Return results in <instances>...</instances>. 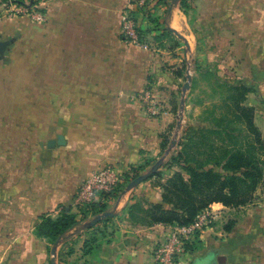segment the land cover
Segmentation results:
<instances>
[{
	"label": "crops",
	"instance_id": "1",
	"mask_svg": "<svg viewBox=\"0 0 264 264\" xmlns=\"http://www.w3.org/2000/svg\"><path fill=\"white\" fill-rule=\"evenodd\" d=\"M39 2L44 19L25 29L24 110L2 109L0 117L55 119L56 137L61 135L64 143L48 148L50 138L42 144L16 141L8 146V159L0 162V173L8 175L9 194L17 198L16 219L9 230L14 231V243L24 248V252L20 251L24 260L18 259V264H48L46 243L33 234L32 228L41 213L56 211L59 204H70L59 200L62 195L53 186L54 181L81 182L91 170L104 165L130 173L132 167L152 163L160 156L162 140L171 131L176 113L177 91L171 93L165 87L175 89L183 67L180 47L168 50L158 42L153 46L148 41L154 35L152 30L144 37L151 45L148 49L120 37V13L128 0ZM152 5V11L160 14L162 4ZM4 13L2 10L0 14ZM26 16L1 17L0 40L14 33V23L26 21ZM141 26L149 25L142 20ZM168 27L181 31L182 38H177L187 42L189 51V33L193 37L195 34L180 9L170 16ZM249 32L250 37L264 39L261 24ZM258 58L254 56V64ZM162 60L169 61L165 65ZM148 86L152 87V95L165 100L166 111L158 116L149 115L138 99ZM50 123L53 126L54 122ZM5 128L11 135L18 133L17 129L31 134L26 125ZM2 129L0 126V133ZM34 145L40 154L36 159L27 153L29 146ZM54 154L56 175L49 179L45 167ZM145 183L133 191L123 189L116 198L108 200L114 211L106 222L107 227L112 226L111 241L95 254H80L87 233L78 238L80 232L74 231L62 241L71 245L76 242L72 246L74 253L78 251V264H155V244L171 225H142L126 213L132 199H160L161 188ZM211 206H220L221 214L234 212L233 221L220 215L199 233L197 244L181 254L175 264H264V206ZM228 223L231 227L225 231Z\"/></svg>",
	"mask_w": 264,
	"mask_h": 264
},
{
	"label": "rangeland",
	"instance_id": "2",
	"mask_svg": "<svg viewBox=\"0 0 264 264\" xmlns=\"http://www.w3.org/2000/svg\"><path fill=\"white\" fill-rule=\"evenodd\" d=\"M5 1L6 0H0V13L2 10L5 11L3 15L0 14V18L3 16L17 17L23 15H27L29 17L26 16L27 19L24 22H15L12 26L14 33L8 35L5 39L10 40L11 43L6 49L5 56L0 59V110L23 111V48L25 29L27 28L26 25L31 24L32 22H37V20H34L30 16L29 12L24 11L23 7L25 6L30 7V9L39 10L42 6H40V0H33V2L36 3L34 6H32L31 0H10L12 7L15 6L22 8L21 11L16 12L15 9L10 10L11 6L2 5ZM154 1L158 0H151L152 3H155ZM187 2L188 8L186 9V15L184 14V16L188 21L192 32H194L195 37L189 33L190 36L188 39L191 42V46L188 51L186 50L184 42L178 39L177 36L170 31L171 35L175 37V39L179 40V45L177 47H180L179 50L181 51V57L183 58V67L181 69L182 72L180 81L175 84V89L165 87V89L170 90L171 93L173 90L177 91V93L175 92L176 94L174 95V110L176 113L173 117L171 131L165 136L167 141L164 148L161 150L160 156L153 160L152 163L154 164L159 158H162V162L153 172H157V176L151 178L150 175L128 191H133L136 187H139V185L145 182L147 183L143 184L145 186L152 185L154 187H158L160 183V180L158 179L171 174L173 171L180 170L184 161V156L180 153L183 152V145L185 144L186 139L192 134H198L201 129H208L209 126L213 125L210 122V119L221 115L223 107L220 103V99L224 96V92L219 86V83L221 82L242 80L248 86L252 87V92L247 94L245 104L253 107L254 123L259 130L262 139H264V39H255L252 36L250 37L249 34V30L254 29V27L256 28L257 25L261 24V27H264V0H187ZM160 3L163 6L161 7L160 14H157L156 11H149L147 16L145 14L146 12H142L138 15L140 30L142 32L150 30L154 31V35H152L151 38H148V41L153 43V46H155L154 43L158 42L162 48L173 50L176 48L173 41L169 39H156L155 37L159 35L161 30L164 31V28L169 25L170 16L173 12L179 10V3L178 5L173 6V9L170 11H168V7L171 5V0H162ZM149 8L152 10V4H150ZM166 9L167 13L165 12ZM142 20H144L146 25L149 26H141ZM150 20L151 23H149ZM176 31L178 33L181 32L180 30ZM255 55L259 57L256 64H258L259 67L261 65V68L257 67L253 62ZM162 61L166 65L169 60ZM254 65L256 68H254ZM187 73L191 76L190 86L184 95L183 108L180 109L182 85L186 81ZM151 89V86L145 88V90ZM155 92L157 91L155 90ZM153 97L160 109L158 114L160 115L166 111L165 100H162L161 96H158L157 94L153 95ZM212 104L217 107L213 108ZM209 110H211L210 113L212 114H209ZM147 113L151 115L149 112ZM50 121L54 122L53 126ZM55 121V119L33 118L30 121L29 119H25L23 117H0V126L3 128L2 133H0V162L2 163L4 159H8V146H10V144L13 145L16 141L25 142L27 144H42V142H44L47 138H57V133L54 131ZM177 124H179L178 128ZM8 125L18 127H24L25 125L30 126L29 133L31 134H26L24 129H17L18 133H13L11 135L7 131L8 128H5L8 127ZM235 127L238 126L236 125ZM234 133L235 135L238 134L237 132ZM204 136L216 145H221L224 142L221 140V135L216 136V134L213 133H206ZM237 138L244 142H241L239 139H232L231 141L225 139L226 144L239 141L243 148H248L250 153L259 156L261 159L260 152L255 148V145H247L246 139L243 137V133L242 137L238 136ZM172 140H174V145H171ZM35 147V145L29 146L27 151V153L31 154V157L34 159L40 157L37 147L36 149ZM199 147H187L186 151L189 152L187 157L204 161L207 154L204 152L203 148L199 151ZM196 151H198V153H196ZM41 157L45 158L44 156ZM55 158L56 154H54V156H49L48 166L45 167L46 169L48 168L49 179L54 178L56 175L54 164ZM104 166H111L115 168L112 165ZM101 167L95 169H99ZM150 167L151 165L146 166L144 170L139 173V175L148 171ZM95 169L91 170L88 175ZM215 169L222 172L219 167ZM117 173L122 176L125 171L117 170ZM129 177H131V175ZM131 180L132 179L125 180L121 185L122 188L125 189ZM82 181L76 183L68 182L66 180L63 182L54 181L55 184H53V186L57 187L59 189V193L62 195V198L59 200L70 203L59 204V206L69 205L72 207V211L77 214L80 223L64 238L58 241L54 256L51 253L53 243L51 244L47 239H41L46 243L48 264L51 259L54 260V264H78V260L80 259L79 254L78 251L77 253H74L75 250L72 246L76 245V242H71V245L66 240L64 242L62 241L68 238V235L74 231L80 232L77 236L78 238L83 232L87 233L89 236L90 232L82 229L81 225L95 216L92 214L93 209L97 210L100 207V205L90 207L89 205L78 206L74 204L76 191ZM9 190L10 183L8 181V175L4 176L3 173H0V264H18V259L22 258V260H24V253L22 255L20 254L22 249L24 252V248L14 243V231L9 230L10 223L14 222L16 219L15 208L17 205V198L11 197ZM136 193L138 194L139 191ZM106 201L109 206V209L106 210L110 211L111 204L108 203L107 199ZM247 204L251 207L259 205L264 206V190L261 191L258 189L256 191V197ZM219 207L220 206H213L214 209H218ZM46 213L56 215V211ZM220 215H222V218L226 220L227 218H230V221H233L234 212L228 211L226 214L220 213ZM108 220H110V218H108ZM34 226L32 228V232ZM108 227L106 233H109L112 230V226ZM11 238L12 240H10ZM70 249L72 250L71 253L68 252Z\"/></svg>",
	"mask_w": 264,
	"mask_h": 264
},
{
	"label": "trees",
	"instance_id": "3",
	"mask_svg": "<svg viewBox=\"0 0 264 264\" xmlns=\"http://www.w3.org/2000/svg\"><path fill=\"white\" fill-rule=\"evenodd\" d=\"M160 1L162 0L154 1L155 3L149 2L132 11L137 22L139 41L146 43L148 48L151 45L144 38L146 32L140 30L138 15L146 12L147 16L148 12L152 11L149 8L150 4L160 3ZM31 4L32 6L36 5L33 0H31ZM178 7L186 15L187 0H181ZM38 11L43 12V8ZM165 12L167 13V9ZM155 38H167V40L173 41L176 47L179 45V40L171 35L168 26L164 28V31L161 30ZM219 86L224 92V96L220 99L223 107L221 115L210 119L213 125L209 126L208 129H201L198 134H192L186 139L183 152L180 153L184 156L180 170L173 171L171 174L158 179L161 188L159 200L148 202L132 199L131 204L126 207V213L133 222L142 225H188L200 210L207 208L212 203H221L225 207L235 208L251 202L256 197L258 189L264 190V139H262L254 123L253 107L245 104L247 94L252 92V87L242 80L224 81L219 83ZM212 107L216 108L217 106L212 104ZM210 111L209 114H212ZM236 125L238 127H235ZM234 132L238 134L235 135ZM206 133L221 135V140L224 142L221 145H216L204 136ZM242 133L247 145H255V148L260 152L261 159L259 156L250 153L248 148H243L239 141L226 144L225 139L229 141L239 139L237 137H242ZM166 141L167 138L164 137L161 150ZM194 146H200L199 151L201 148L204 149L207 154L204 161L187 157L189 153L186 151L187 147ZM152 164L147 163L132 167L130 173H124L122 175L123 181L113 191L105 194L106 199L116 198L123 190L121 185L125 180L135 178L146 166ZM217 167L222 172L217 171L215 169ZM130 175L131 177H129ZM155 176H157V172L152 173L151 178ZM106 202L100 200L89 204L90 207L100 205L97 210L93 209L92 214L96 215L107 211L109 206ZM108 218L85 229L90 234L83 241L82 256L95 254L102 245L111 241L112 231L106 233ZM79 223L80 220L77 214L72 211V207L60 205L56 210V215L52 213L38 215L33 234L39 239H47L52 244L64 238ZM230 227L231 224H225L224 230L227 231ZM198 235L196 234L190 243L185 244V252L197 244ZM68 252L71 253L72 250L70 249ZM51 263L52 260L49 261V264Z\"/></svg>",
	"mask_w": 264,
	"mask_h": 264
},
{
	"label": "built area",
	"instance_id": "4",
	"mask_svg": "<svg viewBox=\"0 0 264 264\" xmlns=\"http://www.w3.org/2000/svg\"><path fill=\"white\" fill-rule=\"evenodd\" d=\"M151 0H128L127 5L120 13V37L142 48H148L146 43L139 41L137 22L132 15L134 9L143 7ZM10 0L2 3L11 6L10 10L21 11L20 7H12ZM25 12L37 21L44 19V13L35 9L23 7ZM29 10V11H28ZM138 99L143 103L147 112L152 116L159 114V107L150 90H143L138 94ZM123 181V177L111 166H104L92 171L78 187L74 204L89 205L96 201H106L105 194L113 191ZM222 209H214L211 205L200 210L193 221L188 225H171L168 232L155 244L152 258L155 264H175L178 257L185 252V244L190 243L196 234L210 226L219 216Z\"/></svg>",
	"mask_w": 264,
	"mask_h": 264
},
{
	"label": "water",
	"instance_id": "5",
	"mask_svg": "<svg viewBox=\"0 0 264 264\" xmlns=\"http://www.w3.org/2000/svg\"><path fill=\"white\" fill-rule=\"evenodd\" d=\"M181 0H171V5L168 7V11H170L172 9L173 6L178 5V3ZM168 30L171 31L172 33H174L178 38H182L181 34L178 33L175 29L168 27ZM11 43L10 40H0V58H2L3 53L6 49V47ZM185 45L188 47L187 42H185ZM190 74L187 73L186 74V81L183 83L182 85V94H181V99H180V109L183 108V104H184V95L186 93V91L189 89L190 86ZM179 127V124H177V128ZM64 143V139L61 135H59L57 137V139H50L47 142V147L48 148H53L55 146V144H63ZM171 145H174V140L171 141ZM162 162V158H159L157 161H155V163L153 165H151V167L149 168L148 171L136 176L135 178H133L125 187L124 191H128L131 188L135 187L138 183H140L141 181H143L144 179H146L147 177H149L150 175H152V173L158 168V166L161 164ZM114 215V211L110 210V211H103L99 214H96L92 219L85 221L84 223H82L81 228L82 229H86L89 228L95 224H97L98 222H100L101 220L107 218V217H112ZM58 244V241H56L55 243H53L52 248H51V253L54 256L55 254V250H56V246ZM52 260L51 264H54V260Z\"/></svg>",
	"mask_w": 264,
	"mask_h": 264
}]
</instances>
